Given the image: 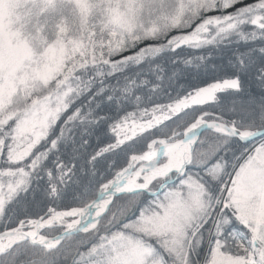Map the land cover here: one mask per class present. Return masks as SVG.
Masks as SVG:
<instances>
[{"label":"snow or ice","instance_id":"6c2138e0","mask_svg":"<svg viewBox=\"0 0 264 264\" xmlns=\"http://www.w3.org/2000/svg\"><path fill=\"white\" fill-rule=\"evenodd\" d=\"M163 8L131 3L128 35L144 47L105 57L101 44L91 63L43 85L53 109L43 130L25 123L39 107L35 93L0 110V236L57 226L61 237L82 234L74 264H264V103L239 99L253 71L264 82V44L211 66L185 59L215 38L201 37L202 21L174 28L167 46L150 42ZM236 12L264 32V0ZM167 53L175 83L124 74ZM85 124L79 140L65 135ZM78 173L87 180L73 181ZM22 255L8 248L0 260L18 264Z\"/></svg>","mask_w":264,"mask_h":264},{"label":"trees","instance_id":"16d2710c","mask_svg":"<svg viewBox=\"0 0 264 264\" xmlns=\"http://www.w3.org/2000/svg\"><path fill=\"white\" fill-rule=\"evenodd\" d=\"M253 0H212V2L206 6L199 7L198 5H190L180 19L175 24H163L160 25L158 36L153 43L167 46L170 34L173 33V29L180 31H190V26L194 27L196 24H200L202 21H206L203 25L204 29L199 32L202 38L207 40H213L211 46H206L199 50L188 49L181 53L182 57L187 59L188 57L203 56L208 66L213 63L220 64L222 59L227 58L229 52L233 53V59H235V53L237 51L243 52L248 48H256L261 44H264V32H260L258 27H254L253 24L259 25L260 21L257 19L254 22H248L247 18L240 13L236 12L237 8H242L243 5L252 3ZM40 26L42 36L47 41L55 39H80L83 42V50L81 53L72 56L66 63L60 75L68 72L74 64L82 62L85 58L89 63L92 62L94 57L98 58L101 54L100 45L103 44V54L108 56L109 52H115L120 47H131L132 44H136L137 47H144L147 41H143L139 38H131L128 32L119 29L103 26L101 22H98L96 16L88 15L85 19L79 15L71 4L64 6V3L57 5L55 8L45 10L40 16ZM233 25L229 28L228 25ZM224 29V31H219ZM256 33L257 39L253 42L252 33ZM245 37H247V43H245ZM183 40V37H180ZM92 40H95V46H93ZM211 57V58H209ZM119 57H117L118 59ZM172 54L167 53L165 56L156 60L150 61L139 68H128L125 70V75L133 76L137 83L142 79L147 78L151 83H161L156 78L163 76V84L168 85L171 81V74L174 70V65L170 63ZM199 63V61L193 60V64ZM175 67L183 68L182 64H177ZM59 75V76H60ZM46 93L44 88L40 94ZM264 82L255 78V71L251 73V87L245 84V91L240 94L239 99H243L245 102L250 100L254 104L264 103ZM79 103V101H78ZM71 130L66 129L65 135L68 138L75 136L79 140L84 136L87 125H74L69 126ZM91 169L88 170L90 174ZM77 178L87 180L88 174L72 177L75 181ZM7 219V217H5ZM62 229L60 227L48 228L44 227L41 230L46 237H53L58 235ZM88 240L87 236L76 235L74 238L64 237L56 246H40L31 244L28 240H20L14 243L11 247L13 252L22 253L20 261L24 259L26 264H48V262L41 261V257L48 256L54 257L55 264H74V259L77 251L78 243H85ZM8 249V248H7ZM0 264H4L3 260H0Z\"/></svg>","mask_w":264,"mask_h":264},{"label":"rangeland","instance_id":"374dc122","mask_svg":"<svg viewBox=\"0 0 264 264\" xmlns=\"http://www.w3.org/2000/svg\"><path fill=\"white\" fill-rule=\"evenodd\" d=\"M212 0H0V110L13 108L25 93H35L33 100L39 104L26 119V126L33 130H43L53 109L46 102V93L40 92L49 80L57 78L65 63L83 50L80 39H55L47 41L42 36L40 16L45 10L64 3L71 4L85 19L96 16L103 26L119 28L126 32L134 26L131 3L137 8L144 3L163 4L158 12V30L163 24H177L190 5L199 7ZM47 5V7L45 6ZM149 19L148 10L143 13ZM204 30V26L200 31ZM55 98H53V104ZM22 230L31 231V228ZM40 235L46 236L39 232ZM5 240V238H4ZM4 242V241H3ZM59 243H50L47 247ZM2 250V249H1Z\"/></svg>","mask_w":264,"mask_h":264},{"label":"water","instance_id":"95a60500","mask_svg":"<svg viewBox=\"0 0 264 264\" xmlns=\"http://www.w3.org/2000/svg\"><path fill=\"white\" fill-rule=\"evenodd\" d=\"M25 232H27V231L17 230L15 232H10L7 235L0 236V239L7 238L10 235H22V237L19 240H22V239L28 240L31 244L45 246L47 244L54 243V242L59 243L64 238V237H61L59 234L56 236H53V237H48V238L42 237V238H40L39 232L36 233V235H34V236L29 235L27 238H25V236H24ZM19 240H16L15 242H17ZM15 242L10 244L8 247L0 250V252L5 251L7 248L11 247Z\"/></svg>","mask_w":264,"mask_h":264},{"label":"bare ground","instance_id":"6f19581e","mask_svg":"<svg viewBox=\"0 0 264 264\" xmlns=\"http://www.w3.org/2000/svg\"><path fill=\"white\" fill-rule=\"evenodd\" d=\"M34 235H36V234H34ZM34 235H30V236H34ZM21 237H22V235H10L7 238H5V240L4 239H0V250L5 248V247H7V246H9L10 244L15 242L16 240H19Z\"/></svg>","mask_w":264,"mask_h":264},{"label":"clouds","instance_id":"9594fccd","mask_svg":"<svg viewBox=\"0 0 264 264\" xmlns=\"http://www.w3.org/2000/svg\"><path fill=\"white\" fill-rule=\"evenodd\" d=\"M21 264H26L24 259L21 260Z\"/></svg>","mask_w":264,"mask_h":264}]
</instances>
